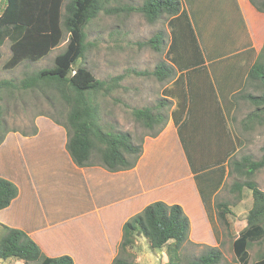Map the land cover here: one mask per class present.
<instances>
[{"label":"crops","instance_id":"obj_1","mask_svg":"<svg viewBox=\"0 0 264 264\" xmlns=\"http://www.w3.org/2000/svg\"><path fill=\"white\" fill-rule=\"evenodd\" d=\"M234 1L245 30L234 38L239 48L234 55L236 64L231 67L236 65L237 72L235 77L225 74L226 79L235 81L227 93H219L221 112L214 110L216 139L210 154L193 150L199 138L203 93L195 86L198 83L190 82L193 91L184 107L186 95L184 89L179 93L180 76L174 67L160 90V98L171 103L166 124L157 137L143 139L141 155L130 170L108 172L100 166H75L65 148L66 132L57 127L47 135L50 141H41L38 129L34 135L7 133L0 144V176H5L0 178L11 180L18 194L0 210V225L25 232L47 257L67 255L73 264H111L125 221L161 201L182 208L189 220V242L217 244L215 201L229 176L227 162L237 152V145L234 150L225 149L229 142L225 126L233 122L231 116L237 107L231 99L264 45V13L256 11L248 0ZM181 11L186 13L184 7ZM186 15L188 20L180 23L193 29V19L197 18L191 12ZM186 110L190 116L185 123ZM208 161L212 164L209 168ZM69 228L75 238L66 232ZM52 237H57L58 244Z\"/></svg>","mask_w":264,"mask_h":264},{"label":"trees","instance_id":"obj_2","mask_svg":"<svg viewBox=\"0 0 264 264\" xmlns=\"http://www.w3.org/2000/svg\"><path fill=\"white\" fill-rule=\"evenodd\" d=\"M2 1L0 47L8 41L10 51L9 58L2 66L4 70H12L24 62L35 63L60 45L64 33L68 38L64 50L54 57L52 67L26 74L18 84L12 80L1 81L0 90L18 89L25 93L39 91L49 101L46 89L53 88L56 95L55 98L50 97L51 105L54 101H61L68 107L64 122L54 119V123L66 131L65 148L73 164L80 168L100 166L108 172L132 169L141 155L143 139L136 145L127 132L110 133L105 130L100 123L98 107L92 100L98 93L106 96L118 88L122 76L107 81L99 80L84 67L77 65L86 51L85 29L101 14L119 13L141 14L151 24L165 16L169 18L172 28L178 22L180 24L181 19L188 20L186 13L181 11L180 1L143 0L140 5L125 4L123 0ZM248 1L256 11L264 13V0ZM112 2L114 6H109ZM177 42L176 30H171L166 50L171 64L174 63L172 54L174 50L176 52ZM143 45L160 52L165 46L164 34L159 32ZM176 60L175 56V64ZM146 74L163 84L170 78L171 67L159 63L152 72ZM247 87L260 91V94L253 95L245 91L244 88ZM231 100L234 107L238 101H247L254 106L244 118V128L251 129L255 123L258 126L264 124V45L248 69L242 89ZM170 104L168 99L160 98L152 107L131 111L134 120L150 131L145 137L155 138L159 135L168 119ZM2 129L0 109V144L6 135ZM227 165L229 175L238 179L232 183L231 192L236 193L238 199L244 189L251 195L252 206L247 213L246 226L232 242L237 262L248 264L250 245L264 241V191L252 179L255 173L264 169V154L259 160H254L250 155L241 156L239 160L232 156ZM17 194V187L13 183L0 178V210L8 207ZM214 210L222 222L230 212L227 202L216 203ZM188 231L189 220L179 205L156 201L125 221L118 248L121 253L126 254L136 247L138 239L142 237L151 250L162 251L169 248V264H180L177 261V251L189 242ZM221 259L220 250L211 247L188 264H219ZM0 260H13L21 264H73L71 257L67 255L54 258L45 256L25 232L3 225H0ZM111 264L131 263L118 254ZM254 264H264V255Z\"/></svg>","mask_w":264,"mask_h":264},{"label":"rangeland","instance_id":"obj_3","mask_svg":"<svg viewBox=\"0 0 264 264\" xmlns=\"http://www.w3.org/2000/svg\"><path fill=\"white\" fill-rule=\"evenodd\" d=\"M142 2L143 0H123V3L130 5H140ZM3 5L1 0L0 9ZM109 6H114V3H110ZM180 6L185 8L186 13L191 12L192 17L197 18L193 19L195 20L192 25L194 31L190 24L185 27V23H177L178 27L173 25L174 29L170 28L169 18L165 16L151 24L138 13L101 14L85 29L86 51L77 65L84 67L99 80L107 81L116 76H122L118 88L113 89L106 96L98 93L92 100L98 107L100 123L105 130L110 133L127 132L136 145H139L150 131L134 120L131 111L154 106L160 99V90L165 84L146 73L152 72L159 63L171 67V71L175 67V73L180 76L179 93L184 89L183 93L186 95L184 107L188 104L193 91L194 85L190 82L198 83L195 86L203 93V111L199 113L198 119L199 138L194 142L193 150L203 151L201 154L205 152L210 154L213 150L212 141L216 139L214 110L218 109L221 112V105L217 104L222 100L219 93L222 90L223 93H227L231 82L235 81L226 79L225 74L232 73L233 77L236 75V65L235 69L231 67L232 64H236L237 58L234 55L239 48L234 38L245 30V25L241 21L234 0H180ZM198 19L201 24L196 23ZM175 29L178 42L176 52L174 50L172 54L174 63L171 64L166 50L170 43L171 30L175 31ZM159 32L164 34L165 39V46L160 52L143 45ZM67 38L68 35L64 33L60 45L51 50L47 56L35 63L24 62L12 70L2 68L3 63L10 56L9 42L5 41L0 47V82L12 80L13 83L18 84L26 74L52 67L54 57L64 50ZM223 84L228 85V88H224ZM242 87L243 85L239 91ZM233 88L236 91L237 85H232ZM244 90L253 95L260 94V91L248 87ZM46 91L49 101L39 91L25 93L18 89L0 90L2 130L6 132L5 134L13 132L33 134L38 129L40 140L50 141L52 139L47 135L56 127L61 129L63 134L66 132L63 127L54 123V119L64 122L68 107L61 101H54L51 105L50 97L55 98L56 92L50 87ZM253 109L254 106L251 103L238 101L231 116L233 122L230 121V126L229 122L225 126L228 132L229 142H226L228 147L225 148L222 144L220 147L234 150L237 145V152L233 155L237 160L244 155H250L254 160H259L264 154V124L258 126L255 123L251 129L243 126L244 118ZM189 116L186 110L183 115L185 123L188 122ZM234 138L236 144L232 145ZM232 150L228 153L231 154ZM207 164V168L212 165L210 161ZM0 177L5 178L2 175ZM252 179L258 188L264 191V169L255 173ZM234 181L238 179L232 175L227 177L215 201L216 203L227 202L230 211L224 222L218 219L215 212L213 224L217 244L191 242L183 244L177 251V261L180 264H188L196 260L200 254L211 247L218 248L222 254L219 264H239L234 256L232 242L238 232L246 226V217L252 206V200L250 192L246 189L242 191L239 199L236 193L231 192L230 188ZM71 231L72 228L66 230L75 238ZM54 238L57 239L52 237L51 241L58 244ZM77 239L79 240L80 236ZM202 239L207 240V236L202 235ZM118 245H115L114 255L119 254L120 257L127 258L131 264H169V248H164L162 251L151 250L142 237L138 239L136 247L127 251L126 254L120 252ZM248 254V264H254L264 255V241L251 244ZM0 264L21 263L0 260Z\"/></svg>","mask_w":264,"mask_h":264}]
</instances>
